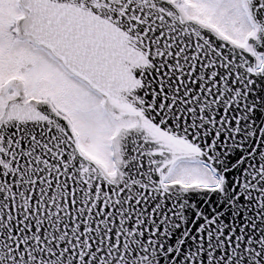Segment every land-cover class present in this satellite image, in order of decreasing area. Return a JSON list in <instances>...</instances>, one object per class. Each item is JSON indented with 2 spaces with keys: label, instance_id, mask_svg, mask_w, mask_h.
Returning a JSON list of instances; mask_svg holds the SVG:
<instances>
[{
  "label": "snow or ice",
  "instance_id": "1",
  "mask_svg": "<svg viewBox=\"0 0 264 264\" xmlns=\"http://www.w3.org/2000/svg\"><path fill=\"white\" fill-rule=\"evenodd\" d=\"M0 264H264V0H0Z\"/></svg>",
  "mask_w": 264,
  "mask_h": 264
}]
</instances>
